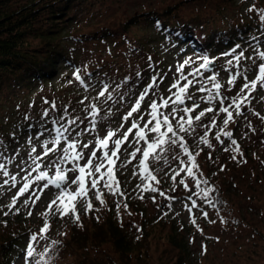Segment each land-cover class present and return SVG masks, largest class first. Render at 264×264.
<instances>
[{
	"label": "trees",
	"instance_id": "1",
	"mask_svg": "<svg viewBox=\"0 0 264 264\" xmlns=\"http://www.w3.org/2000/svg\"><path fill=\"white\" fill-rule=\"evenodd\" d=\"M201 1L206 3V9L190 8L199 0H0V109L28 99L33 89L52 82L63 68L83 71L79 76L93 85L114 82L122 87H142L149 79L146 69L151 73L162 71L168 56L240 49L243 44L264 51V21L260 18L264 0H250L248 6L253 3L260 9L240 18L227 11L225 0H214L213 4L211 0ZM41 124L52 130L56 127L49 119L33 114L17 127L35 130ZM18 136V130L5 129L0 118V147H10ZM236 141L243 150V166H264L263 148ZM219 155L224 166L241 162L222 149ZM214 178H208L212 199L217 207H226L224 192ZM119 180V187L127 194L126 210L142 212L127 182ZM80 210L77 208L79 222L69 216L65 239H54L59 243H51L43 257H32L30 264L37 260L40 264H75L76 260L84 263L89 250L94 257H104L97 252L104 244L111 248L106 255L109 264L150 261L155 247L165 249L168 244L178 251L169 255L166 264H190L179 251L180 233L171 217L145 218L140 232L131 236L116 220L117 208L113 205L99 213ZM254 231L264 243V230ZM21 234L0 231V264L15 261L21 251ZM83 250L85 258L80 253Z\"/></svg>",
	"mask_w": 264,
	"mask_h": 264
},
{
	"label": "rangeland",
	"instance_id": "2",
	"mask_svg": "<svg viewBox=\"0 0 264 264\" xmlns=\"http://www.w3.org/2000/svg\"><path fill=\"white\" fill-rule=\"evenodd\" d=\"M132 1L140 2V0ZM142 1L145 2L147 0ZM167 1L170 0H155V3ZM211 1L212 3L210 2V4H213L214 0ZM249 2L250 0H225L227 11L235 14L238 18L260 9V5L253 7L255 0L252 1L253 3L251 6H248ZM205 5L206 3L199 0L198 3L191 4L190 8L195 9L197 6H202L206 9ZM250 8L253 10L249 11ZM251 48L252 45L246 46L243 44L242 48L236 49L237 53L243 51L245 57L250 58L241 61V65L243 69L246 70L249 80L255 77L257 74V66L262 62L259 57H256L260 51L256 47ZM231 51L232 50L228 48L227 50L218 49L217 51L207 52L205 54L200 52H187L175 57L168 56L169 59L162 71L151 73L146 69L147 74H149L147 78L149 79L142 87H127V85L122 87L120 84L114 82L93 85L86 82L83 78H81V80L76 79V75H79V73L83 71L75 72V70L63 68L53 77L52 82L33 89L28 99L17 100L12 104H8L5 108L0 109V118L3 122V127L8 130H18L19 132V136L13 145L7 148L0 147V163L5 164L7 171H9L11 175H16L17 172H19V168H17L16 165L22 160H28V153L31 147L35 145L37 153H39L41 151L40 146L42 141L51 139L52 136L56 135L48 125L44 124H41V127L35 130H19L17 127L20 121L32 114L42 118L44 110L48 109L51 112V105L53 103L56 105V111L52 113V115L59 116L66 107L72 118L79 117L81 120H85L86 117L84 111L85 105L95 103L101 109L99 116L96 117L99 121L97 129L81 137L84 143L90 141L94 142L95 138L98 136L103 137L108 129H119L123 122L122 117L135 104L139 94L152 82L153 77L157 78L158 87L154 89L155 96L150 94L146 97L141 106L142 110H146L152 99L159 97V95L162 94L165 97L169 95V87L179 78L177 66L182 64L185 60H190L192 62L183 69L184 74L187 75L192 71L193 67L199 66L203 57L207 56L213 61L214 67L210 68L208 71H204V76L207 77L213 73H217V80L222 85L221 95L223 97L235 96L239 92L240 86L244 83V80L238 77L234 87L227 84L230 75L234 71L241 70L240 66L235 65V63L231 67L227 66V61L232 59L230 55ZM225 53H229V55L226 56L224 55ZM91 57L95 58L93 56ZM157 58L159 59L160 56ZM253 60L256 61L255 64ZM81 81H83V83H81ZM183 83L184 81L181 82V84ZM105 85H107L108 93H110L112 98L108 99V93H106L105 97L97 98L98 93L104 89ZM206 87L211 88V83H207ZM173 91H175V89H173ZM190 91L196 93L197 97L207 95V93H198L195 87H192ZM213 92H215V89H213ZM85 97L88 99L85 100V104L82 105L80 101L84 100ZM262 98H264V89L258 86L257 90L251 96L250 103L243 109V115L237 117L234 112L235 122H230L225 130L233 133L231 139H237L240 143L248 142L249 144H254L258 148H263L264 151V120L261 119V117H264V99ZM230 102V99H225L223 106H227ZM186 103L187 106L191 107L190 102ZM209 106L207 102H201L200 110ZM211 106L214 108V111L218 112L220 107L219 104L213 102ZM168 111H170V109ZM256 113H259V115H256ZM224 116L225 114L223 113H219L216 116L218 127L212 128L208 133V138L213 147L209 148L199 143L198 137L204 134L203 127H200L198 130L196 129V135L186 136L185 140L187 141L190 151L194 154L197 151L200 152V155L196 157V163L199 165V171L197 173L198 178L208 181V178L216 177L214 179L218 187L224 192L227 202L226 207L220 208L216 206V209H213L204 203L200 196L193 195L192 198L197 201L200 207L194 208L193 211L189 213L188 208L185 207V204L191 206L188 196L192 195L193 192H199V189L195 188L191 178H186L185 173H181L180 176L177 177L175 184L169 178L172 174V169H176L179 166L178 160L171 159L173 153H169V165L149 164L150 170L159 181L157 184L156 181L143 179L146 174L137 166L138 159L133 160L132 163L128 164L126 167L121 166V161L129 159L127 152L133 150V148L126 143L123 147L127 148V152L120 154V159L116 160L113 171L118 182H120L119 179H122V182H127V186L132 193L131 196L138 199L140 205L143 207V211L138 212L124 209V199L127 195L124 192L125 190L119 187L123 195H112L103 187V181L98 184V188L105 201L103 205L95 199V190L88 192L87 198L90 199L93 204V211L99 213L107 205L111 204L116 207L117 203H119V209L116 207V220L127 234L131 236L140 232V229L146 222L145 218L150 219L155 216L171 217L175 221L176 230L180 233V240L178 243L182 249H179V251L183 256H186V260H188L190 264H264V243L258 238L254 231V228L264 230V166L258 163H256L255 166H243V162L241 161L243 150L240 145V151L235 152L231 150L234 146L231 145L230 138L221 135V140L224 141L223 144L215 139V133L219 131L220 127H224ZM135 118L139 119L138 116H135ZM88 119H91V117H88ZM211 119L212 114L209 113L203 120V123L208 124ZM85 122L87 123V120ZM249 122L251 124L250 127ZM130 123L131 121H129L121 131H125L127 127L130 126ZM78 127L82 128L84 125H78ZM200 129H202V131H200ZM41 132H43V135L39 136L38 134ZM68 136L71 138L72 133H69ZM29 137L32 138L31 144L28 143ZM225 148H229L230 150L225 151ZM220 149L224 151V154L229 153L240 158V164L237 166H224L219 155ZM89 151H91V149H89ZM174 152H179L180 158L186 159L182 150L179 148L175 149ZM209 153H211V159L208 158ZM85 154L87 155V153ZM33 155L36 154L34 153ZM102 171H106V168L102 169ZM166 172L168 175H165ZM23 174L24 173H21V175ZM33 175H35V173ZM50 175H54L52 170H50ZM17 178L19 179L20 177L18 176ZM72 178L74 177H69V179ZM181 178L186 179V182L190 186L189 189H185L179 184ZM5 179H9V177H4L2 171H0V185H3ZM143 184H151L156 187L158 191L155 193L150 191L143 192ZM10 185L11 181H9V185L0 187V231H9L17 235L22 232L18 241L21 246V251L17 253L15 261L12 264H30L32 257H27V244L31 242L30 236L39 233L44 222L41 213L45 212L48 203L58 194V190L54 186L44 190L43 194H41V199L38 200L35 205L30 203L29 208L33 214L28 216L27 211L29 209L23 207V202L27 199V194L21 197L17 202L16 207L20 208L18 214H13L15 209L9 212V209L6 207L19 187L18 185L17 188H11ZM74 187L75 186H72V190H74ZM200 187L211 188V184L209 182L207 185L202 183ZM173 188H175V191H173ZM137 192H139L138 195H136ZM161 192L165 195L161 196L159 194ZM141 196L144 198L141 199ZM210 196L212 198L211 193ZM153 197L155 199H153ZM169 197H175V199H169ZM33 199H35V196H33ZM79 207L81 208L80 212L85 211L83 202L77 204V208ZM201 208L203 211L208 212L207 219L202 216ZM4 212H9V215L5 216ZM69 216H65L62 219L57 215L49 217L51 227L47 233V240L40 239L39 243L35 244L33 260L38 259L37 256L41 255V253L45 251V246L49 247L51 241L54 239L58 237H62V240L65 239V231L68 228ZM221 217L226 222L221 223ZM192 219L196 220V224L191 223ZM210 220L216 222L210 223ZM166 228L169 229L170 227L166 226ZM202 246L206 248V251L203 250ZM110 251L111 248L109 245L104 244L99 247L97 251L101 255L105 254L104 257H94L93 252L89 250L85 252L87 255L85 258L83 250V252H80L83 256L82 258L88 260L84 263L76 260L75 264H109L106 255H108ZM173 251L177 252L178 248L176 249L170 244H168L165 249L161 245L157 246L155 247V255L152 260L136 261L135 264H166L169 255L174 254ZM62 262L60 264H62Z\"/></svg>",
	"mask_w": 264,
	"mask_h": 264
},
{
	"label": "snow or ice",
	"instance_id": "3",
	"mask_svg": "<svg viewBox=\"0 0 264 264\" xmlns=\"http://www.w3.org/2000/svg\"><path fill=\"white\" fill-rule=\"evenodd\" d=\"M252 10V8L249 9V11ZM260 18L264 21V12L261 13ZM224 55L227 56L229 53H225ZM230 55L232 59L227 61V66L231 67L235 63V65L240 66L241 70L234 71L230 75L227 84L234 87L238 77L244 80L239 92L235 96L223 97L221 95L222 85L217 80V73H213L207 77L204 76V71H208L214 67L213 61L207 56L203 57L199 66L193 67L192 71L187 75L184 74L183 69L192 62L185 60L177 66L179 78L169 87V95L167 97L162 94L159 95V97L152 99L146 110H142L141 106L146 97L150 94L155 96L154 89L158 87V81L156 77H153L152 82L139 94L135 104L122 117L123 122L119 129H108L103 137H96L94 142L84 143L81 137L97 129L99 121L96 117L101 112L97 104L92 103L84 106L86 113L85 120H81L79 117L72 118L66 107L59 116L52 115L56 111L55 103L51 105V112L48 109L44 110L42 119L47 118L53 125H56L53 129L56 135L52 136L51 139L42 141L39 153H37L36 146L33 145L28 153V160H22L16 165L19 168V172L16 175H11L7 171L5 164L0 163V171H2L3 176L9 177V179L3 181V185H0V187L9 185V181H11V188H17L19 185L16 194L12 197L10 203L6 205L9 212L15 209L13 214L20 212V208L16 207V205L18 200L26 194L27 199L24 200L23 207L29 209L27 215L31 216L33 213L29 208L30 203L35 205L41 199V194L46 189L54 186L58 190V194L48 203L45 212L41 213L44 222L39 233L30 236L31 242L27 244V257L34 256L35 244H38L40 239L47 240V233L51 227L49 222L50 216L57 215L62 219L65 216L71 215L75 222H79L78 203L83 202L86 212L93 210V204L87 198L88 192L91 190H95V199L101 205L105 203L102 193L98 188V184L101 181H103V187L112 195H123L119 189V182L115 178L113 166L116 160L120 159V154L127 152V148L123 147L126 143L133 150L127 152L129 159L121 161V166L126 167L133 160L138 159L137 166L146 174L143 179L156 181L158 184L159 181L150 170L149 164L169 165V153H173L171 159L178 160L179 166L176 169H172V174L169 178L175 184L177 177L181 173H185L186 178H191L195 188L199 189V192H193L192 195L188 196L191 206L185 204V207L188 208L189 213L194 208L200 207L197 201L192 198L193 195L200 196L204 203L216 209V203L210 196L213 189L200 187L202 183L208 184L207 180H202L197 176L199 165L196 163V157L200 155V152L197 151L194 154L190 151L185 137L196 135V129L203 127L204 134L198 137L199 143L209 148L213 147L208 138V133L212 128L218 127L216 116L219 113H223L225 114L223 119L224 127H220L219 131L215 133V139L223 144L224 141L221 140V135L230 139L233 135L231 131L225 130L230 122H235L233 113L235 112L237 117L242 116L243 109L250 103L251 96L258 86L264 89V51L258 52V57L262 62L258 64L257 74L251 80L248 79L247 72L241 65L242 60L250 58L245 57L243 51L237 53L235 48L231 51ZM253 63L255 64L256 61L253 60ZM76 79L81 80V77L77 74ZM182 81H184L183 84H181ZM207 83H211L212 87H206ZM192 87H195L198 93H207V95L197 97L196 93L190 91ZM213 89H215V92H213ZM106 93H108L107 85L98 93L97 98L105 97ZM111 98L110 93H108V99ZM87 99L85 97L80 103L84 105ZM225 99H230L231 101L227 106H223ZM186 102H190L191 107L187 106ZM201 102H207L210 106L200 110ZM213 102L220 105L218 112L214 111V108L211 106ZM169 109L170 111H168ZM209 113L212 114V119L208 124H204L203 120ZM134 114L139 119H136ZM256 115H259V113H256ZM88 117H91V119H88ZM261 119L264 120V117H261ZM86 120L87 123L85 122ZM129 121H131L130 126L125 131H121ZM78 125H84V127L80 128ZM69 133H72L71 138L68 136ZM38 135L42 136L43 132ZM31 140L32 138L29 137L28 143L31 144ZM231 145L234 146L231 149L232 151H240L235 139H231ZM177 148L182 150L186 159H181L180 153L174 152ZM229 150V148H225V151ZM34 153L36 155H33ZM208 158L211 159V153H209ZM232 158L235 159V157ZM105 168L106 171H102ZM50 170L54 172V175H50ZM21 173L24 174L21 175ZM34 173L35 175H33ZM165 175H168V173L166 172ZM18 176L20 177L19 179L17 178ZM70 176L74 178L69 179ZM179 184L185 189H189L190 187L185 178H181ZM72 186H75L74 190H72ZM142 191L155 193L158 190L151 184H143ZM173 191H175V188H173ZM159 194L161 196L165 195L163 192ZM33 196H35V199H33ZM140 198L143 199L144 197L141 196ZM153 199L155 198L153 197ZM169 199H175V197H169ZM123 206L125 209L128 207L127 204ZM116 207L119 209L120 204L117 203ZM9 212H4V215H9ZM201 214L205 219L208 218V212L203 211L202 208ZM209 222L215 223L216 221L210 220ZM220 222L224 223L226 221L221 217ZM191 223L196 224V220L192 219ZM51 243L55 245L59 241L54 240ZM202 248L206 251V248L203 246ZM47 251L48 247L45 246V252ZM41 257H43V253H41ZM35 264H40V261L37 260Z\"/></svg>",
	"mask_w": 264,
	"mask_h": 264
}]
</instances>
